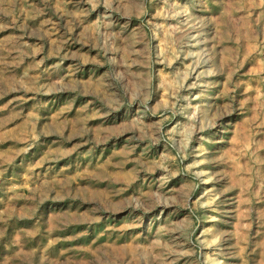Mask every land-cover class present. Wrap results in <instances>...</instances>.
Wrapping results in <instances>:
<instances>
[{"label":"rangeland","instance_id":"1","mask_svg":"<svg viewBox=\"0 0 264 264\" xmlns=\"http://www.w3.org/2000/svg\"><path fill=\"white\" fill-rule=\"evenodd\" d=\"M0 264H264V0H0Z\"/></svg>","mask_w":264,"mask_h":264}]
</instances>
